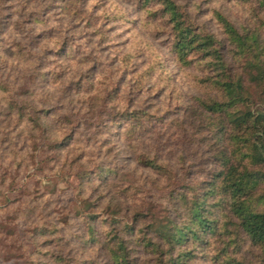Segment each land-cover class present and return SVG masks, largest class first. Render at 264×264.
Listing matches in <instances>:
<instances>
[{
  "label": "rangeland",
  "instance_id": "obj_1",
  "mask_svg": "<svg viewBox=\"0 0 264 264\" xmlns=\"http://www.w3.org/2000/svg\"><path fill=\"white\" fill-rule=\"evenodd\" d=\"M174 1L189 15L199 33H212L222 43L230 73L248 75L249 58L232 41L236 32L246 36L251 49L264 60V9L257 0ZM152 3L0 0L3 20L13 23L35 15L44 22L37 29L47 30L53 37L44 38L47 48L54 49L58 45L54 41L67 38L70 57L64 81L72 82L43 87L50 94L47 100L58 117L53 131L58 135L77 131L75 141L65 148L61 158L36 162L43 156L30 159L39 151L31 146L25 124L7 125L0 112V264H62L53 261L57 253L66 259L65 264H113L108 245H104L108 227L101 223L102 210H96L100 219L94 225L97 239L92 240L87 232L83 215L91 208L77 194L79 175H75L81 164L92 168L105 162L116 167L117 175L110 176L111 193L122 195L128 205L141 201L146 219H151L152 213V218L159 220L168 213L176 215L173 201L182 194L190 197L195 189L203 191L219 167L215 134L206 129L207 120L202 121L197 112L196 97L205 98L212 91L206 93L199 84L194 65L180 64L174 58L169 32L163 25L165 17L160 12L157 19L153 17L151 12L160 6ZM217 14L235 29L229 31V36ZM12 23L3 34L5 37L0 36L3 52L10 45L7 35L16 39L23 35ZM257 35L255 43L251 38ZM14 61L10 58L7 66L0 63V74L8 75L11 82L16 69L24 67L22 63L16 66ZM89 69H93L90 73L96 80L92 89L83 94L73 81L79 71ZM248 87L255 95L254 85ZM256 97L264 98L258 94ZM2 106L0 101V109ZM124 106L148 108L153 118L145 131L110 126L109 114ZM139 154L156 157L167 165V174L160 175L138 163ZM98 188L102 200L100 194L106 195L109 190L105 187L107 190L103 191L100 184ZM142 223L144 220L141 227ZM37 227L48 231L47 236L31 238ZM125 233L132 255L140 264H151L153 252L140 238L142 233L138 229L135 234ZM45 237L50 242L43 244ZM225 239L231 240L230 247L235 244L234 235H229L217 238L211 247L223 246ZM240 247L237 255L245 258L247 264H263L255 247L248 242ZM227 258L220 257L215 262L209 254L197 252L187 264H222Z\"/></svg>",
  "mask_w": 264,
  "mask_h": 264
},
{
  "label": "trees",
  "instance_id": "obj_2",
  "mask_svg": "<svg viewBox=\"0 0 264 264\" xmlns=\"http://www.w3.org/2000/svg\"><path fill=\"white\" fill-rule=\"evenodd\" d=\"M140 1L144 5L150 2ZM257 1L264 9V0ZM152 2L160 6V9L151 12L153 17L158 18L157 12L165 17L163 25L169 32L174 58L180 64L194 65L199 72L196 77L199 84L206 93L212 91L205 98L196 97L197 112L202 121L207 120L206 129H210L211 135L215 134V159L219 167L203 191L195 189L190 197L182 194L176 200L172 195L171 199L175 200L173 204L177 206L176 215L168 213L163 220H159L155 216L152 218V213L151 219H146L147 213L142 210L143 205L139 204L141 201L135 200L128 205L122 195L111 193L110 176L118 173L116 167L105 162L92 168L81 164L75 175H79L77 194L91 208L83 215L87 232L91 233L92 240L97 239L94 225L100 219L96 210H102L101 223L108 227L104 245H108L113 264H140L141 261L132 255L129 237L125 235V232L135 234L137 229L142 233L140 238L153 252L151 264H187L189 259L196 257L197 252L209 254L215 262L220 257L229 256L222 264H247L245 258L238 256L236 251L241 249L243 242L257 249L264 264V98L256 97V94L264 97V60L251 49L247 37L236 32L232 41L249 58L246 68L248 75L230 73L223 51L225 48L212 33H199L198 28L190 23L189 15L174 0ZM217 15L229 36V31L234 32L235 29L229 26L225 17ZM11 23L0 16V36L9 29ZM39 23L44 24L35 15L14 21V28L23 35L18 39L7 35L9 48L4 52L0 48V63L3 66H7L10 58L15 59L16 66L20 67L21 63L24 66L15 70L17 75L13 77L14 82H11L12 79L9 81L8 75L0 74V101L3 103L0 112L5 116L7 125L15 127L21 122L25 124L31 146L33 144L39 151V155H30V159L43 156L36 162L46 158H61L77 134L75 129L60 135L53 131L54 121L58 117L47 100L50 94L43 86L62 83L67 86L72 82L70 80L67 84L64 81L70 53L67 38L54 41L58 43L56 48H47L44 38L53 37L48 35L47 30L39 32ZM251 39L257 43L259 36ZM92 70L79 71L73 81L83 94L92 89L96 80L91 74ZM18 84L19 88L15 86ZM248 84L254 85L255 95L250 92ZM108 94L113 97V93ZM107 118L110 126L134 132L145 131L153 117L145 106L132 109L124 106ZM75 126L78 128V125ZM46 149L49 151L45 152ZM137 162L160 175L167 174V165L161 164L156 157L139 154ZM99 184L104 187L103 191L109 190L106 195L100 194L102 200L98 197ZM182 205L184 208H181ZM142 220L145 223L141 227L139 224ZM37 228L31 238L47 236L48 231ZM229 235H234L233 247H230V239H225L221 247H211L217 238H227ZM42 242L46 244L50 239L45 237ZM61 256V253H57L53 261L65 264L66 259Z\"/></svg>",
  "mask_w": 264,
  "mask_h": 264
}]
</instances>
